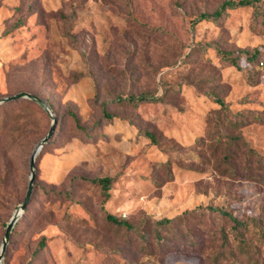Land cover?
<instances>
[{"label":"rangeland","instance_id":"rangeland-1","mask_svg":"<svg viewBox=\"0 0 264 264\" xmlns=\"http://www.w3.org/2000/svg\"><path fill=\"white\" fill-rule=\"evenodd\" d=\"M221 1L0 0V98L28 92L53 111L52 117L28 99L0 105V253L26 195L30 156L57 119L53 140L37 158L32 202L1 264L264 259L255 226L246 232L258 250L252 260L238 248L231 222L207 209L212 203L242 220L264 211V121L252 115H264V60L247 75L217 51H264L262 16L239 7L219 23H195ZM241 64L247 65L244 58ZM145 94L157 100H117ZM216 98L228 104L224 114L246 120L233 128L239 148L229 146L234 175L221 166L224 143L214 145ZM249 148L257 156L247 163ZM103 177L112 179L105 209L136 230L104 219L103 192L93 183ZM195 210L176 227L157 225ZM43 240L46 248L31 261Z\"/></svg>","mask_w":264,"mask_h":264},{"label":"trees","instance_id":"trees-1","mask_svg":"<svg viewBox=\"0 0 264 264\" xmlns=\"http://www.w3.org/2000/svg\"><path fill=\"white\" fill-rule=\"evenodd\" d=\"M239 7H253L255 10V13L257 15L262 16L261 25L264 26V0H222L220 5L215 10H213L212 12L201 13L197 17V19L195 20V23L200 22V21H204V20L219 23L221 20L224 19V17H226L228 10L236 9ZM256 23H257V20H256ZM256 26H258V24H256ZM67 36L72 38V35L70 33H68ZM217 51L225 63L235 66L238 70L242 71L244 74H247V75H251V73H253V72H258L259 62H261V60H264V51H261L257 47L254 48L253 50L247 49V50L238 52L236 54L233 52H227V51L219 49V48L217 49ZM242 58L245 59V62L247 64L246 66H242V64H241ZM83 77H84V75H80L79 77L76 78V80H79ZM117 100H118V102H121V103H124L125 105H127V104H141V103L153 101V100L155 101V100H157V98H155L152 95H146L145 94V95H141L139 97L132 96V97H129L128 99H125L123 97H119ZM17 101H19V100H17ZM13 102H16V101H12L10 103H13ZM216 102L219 104V106L221 108L218 109L217 111H215V114L217 117L218 129H216L214 131L216 134V139H215L216 143H214V145L218 146L219 144L224 143L223 145H225V149L223 150L224 153H223V159H222L223 161H221V166H222L223 170H225V172H229L230 174L234 175L237 172V170H236L237 168L233 165L234 163L232 164L233 158L235 155H234V151L232 152L229 149V146L234 145V146H237L236 148H239L238 142L240 141V139L233 134V131H234L233 128H238L241 125H244L246 123V120L244 121L245 118H244L243 114H241V113L240 114L239 113L233 114L232 117L227 115V113L224 114L223 112L228 109V104L223 99H220V98H216ZM32 103H34V102H32ZM34 104H36V103H34ZM36 105H38V104H36ZM252 115H254L253 120H263L264 121V115L263 114H260L259 112H253ZM76 123L78 124V122H76ZM222 127L227 128L228 130H230V132L225 133V131H223ZM77 128H78V131L82 132L87 137L91 136L90 132L88 130H86L85 128L78 126V125H77ZM144 135L151 138L152 140H155V134L152 133L151 131H145ZM54 136H55V134H54ZM54 136H53V138H54ZM53 138L50 140V142L53 140ZM217 149L219 150L220 148H217ZM41 152H40V154H41ZM221 152H222V149H221ZM248 152L249 153L245 154V157L248 159L247 163L250 161L251 156H253V155L257 156V152L252 151V149H250V148L248 149ZM247 168H249V166H247ZM167 172L170 175L169 178H171L172 177L171 176V169L168 168ZM249 176L250 177H258V175H252V174ZM111 182H112V179H110L108 177L99 178V179H96L93 181V183H96L101 188V190L103 192V199L101 202L102 203L101 208L104 212V219L108 223L117 226L119 229H125L126 231H129V232L134 231V230H136V227L134 225L128 223L126 220L119 219L116 216L109 214L107 212V210L105 209V205L109 201V186H110ZM34 190H35V184H34ZM34 190H33V193H34ZM33 193H32V197H31V201H30L29 205L27 206L25 212L23 213V215L19 218V220L16 222V224L13 227V230L11 233V238H13L15 229L17 228L16 226L18 225V223H20V220L25 216V213L28 210V207L30 206V204L32 202ZM211 204H209L207 206V209L211 213H213L215 216H217L221 219H227L231 222V225H232L231 229L236 234L235 238L238 242V244H237L238 248L244 253V255L247 259H252L253 253L257 252L258 250L256 249L257 247L255 245H253V242H251L250 239L248 237H246V235H247L246 232L250 231L251 225H253L259 230V233H257L258 237L261 240H264V211L261 212L260 215L256 218H252L249 220H242V219H238L237 217H235L230 211L223 209V208L216 207V206L211 205ZM196 212H197V210L187 211V212H185V213H183V214H181L178 217H175L173 219L160 220L157 222V225L159 224L160 227H163V229H166L167 227H170L172 225H174L176 227V224H175L176 220L183 221V219H184L183 217H186L185 219H189V217H191V215H194V213H196ZM185 233H187V232L185 231ZM155 236L157 237L156 240L158 242H161L163 240L162 233L159 229H157ZM142 237H144V234H142ZM190 239H195V238L193 236H191ZM225 240L228 241V239H225ZM190 243H192V242H190ZM45 248H46V243L43 240L39 244L38 248L31 254V261H34L37 258L38 254L42 250H44ZM236 260L235 259L233 260V264H239V263L243 264V262L237 260L239 262L238 263ZM256 263L263 264L264 259L260 260L259 256H257ZM256 263H252V264H256Z\"/></svg>","mask_w":264,"mask_h":264},{"label":"water","instance_id":"water-1","mask_svg":"<svg viewBox=\"0 0 264 264\" xmlns=\"http://www.w3.org/2000/svg\"><path fill=\"white\" fill-rule=\"evenodd\" d=\"M21 99H28V100L38 104L42 109H44L47 113H49L53 117V114H52L53 111H52V108L50 107V105L48 104V102L46 100H44L43 98H41L35 94L28 93V92H20V93H16L14 95H11V96L0 98V105L4 104V103L12 102V101L21 100ZM56 127H57V119L53 118V123L51 125L49 132L47 133V135L45 137H43L39 141V143L36 145L34 151L32 152V154L30 156V161H29L30 177H29L28 188H27L26 195H25L23 202L20 204L19 208L15 211L13 217L11 218V220L8 224V227L6 228V233H5L4 239H3L2 251L0 253V264H1L3 253H4V251L8 245L9 239L11 237L13 227L16 224V222L19 220V218L23 215V213L25 212L27 206L29 205V203L31 201L32 193L34 190L35 180L37 178V169H36L37 158H38L40 152L44 149V147L53 138V136L55 134Z\"/></svg>","mask_w":264,"mask_h":264}]
</instances>
